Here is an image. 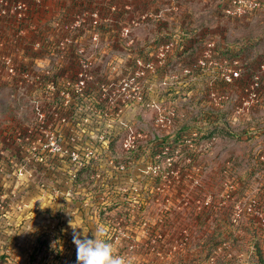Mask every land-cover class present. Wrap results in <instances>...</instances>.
Here are the masks:
<instances>
[{
	"label": "rangeland",
	"instance_id": "obj_1",
	"mask_svg": "<svg viewBox=\"0 0 264 264\" xmlns=\"http://www.w3.org/2000/svg\"><path fill=\"white\" fill-rule=\"evenodd\" d=\"M237 1L0 0V198L16 194L0 213V264L25 257L47 238L49 217L69 210L62 231L69 239L68 217L90 238L97 226H128L127 246L115 253L130 264H263L264 0H243L242 14L227 13ZM70 37L84 49L79 57ZM63 48L74 55L58 54ZM203 55L217 65L198 68ZM8 57L34 76L68 69L72 57L90 60L97 95L101 83L143 71L139 60L157 58L160 68L146 66L139 78L147 102L125 107L105 127L103 115L93 126L89 104L81 105L84 115L67 126L54 113L69 105L49 102L56 89L10 78ZM229 66L240 67L239 76L227 79ZM51 123L83 162L92 159L87 146L96 150L77 178L68 153L38 160L25 140L29 130L44 136Z\"/></svg>",
	"mask_w": 264,
	"mask_h": 264
},
{
	"label": "built area",
	"instance_id": "obj_2",
	"mask_svg": "<svg viewBox=\"0 0 264 264\" xmlns=\"http://www.w3.org/2000/svg\"><path fill=\"white\" fill-rule=\"evenodd\" d=\"M254 1V0H253ZM256 1V0H255ZM237 9H227V13H234V14H242L246 10V5L245 3L243 5V0L237 1ZM253 3V2H252ZM236 4V3H235ZM257 4V3H255ZM21 7V5H18ZM251 7L250 5H248ZM130 31L129 27H126L124 29V33H128ZM68 41H70L73 44V47L70 49H73L75 51V55L79 57V55H82V52L84 51L83 48L80 47V44L78 42V38L74 39L72 37L67 38ZM77 49L75 50V48ZM70 49H60L58 51V54L64 55V54H69L71 56L74 55V52ZM171 49L170 45L167 44V50ZM166 51L162 50L161 55L164 57L166 54ZM73 58V57H72ZM71 58V63L68 67V69H61L59 71H52L51 69H45V71H42L40 73H37L36 76H34L31 71H23L19 72V68L17 67L16 64L12 63L11 57L6 58V71L8 72V76L12 79L14 78H21L24 80V82H27V84L31 85H38L42 87H48L53 90H55L59 85L61 86V89L63 90L60 91V95L62 96L63 103L66 105H69V107L73 104L74 108L77 109V111L73 114L71 111L68 109L67 111L69 114H62L59 112H55V120H60L59 122L63 123V125H73L72 124V119H74L78 115V110L82 109L81 104L79 103L80 101V96L83 95L82 93L84 91L89 90L90 93L94 95L100 102L104 101L107 103V113L106 115V120L108 119H115L120 115V112L127 106L132 105L133 103H141V102H147V96L145 92V82L143 79L142 75H146L145 69L147 66V69L156 72L159 64L156 61L157 58L150 57L147 62L145 63L144 60H139L140 70L137 68L135 71H132L133 73L131 74L130 77L125 76L126 78H123L121 82L117 81H112L110 80L109 82H104L101 83L103 86V91L97 95L96 92L99 89L98 87L95 86L94 83L100 84L98 82V79L96 81V74L95 70H92L93 64L92 61L86 59H81L79 63L78 59H75V61ZM238 60H235L234 63L238 64ZM215 63V64H214ZM212 64L217 65L216 62L211 58L209 59L207 56L203 55L202 57L199 58V61L197 63L198 68H208L211 67ZM262 69L264 70V59L261 60V65ZM232 68L231 66H229ZM78 68V69H77ZM262 69L259 71L261 72ZM67 70V71H66ZM138 71V72H137ZM192 71L191 69H186V73H190ZM257 71L256 75L253 77L254 79L252 80V83L250 87L252 89H255L256 87L259 86V81H260V76ZM3 72L1 66H0V73ZM229 73L225 76V71H223L224 76L227 79H231L232 75L234 76H239L241 72V68H232L229 69ZM225 78V79H226ZM249 87V88H250ZM249 88H247L249 90ZM93 91V92H92ZM252 91H250L251 93ZM253 95H256V92H253ZM252 96V95H251ZM96 111V109H95ZM73 114V115H72ZM97 115V116H96ZM96 117H87L88 120L95 121L97 124V117H99L98 114H95ZM160 120H163V117H160ZM74 123V122H73ZM46 124V123H45ZM106 129V128H104ZM50 131L43 130V128L40 130L43 132L44 136H40L39 133H37L38 139L36 140L35 134L36 132L33 130H29L25 136V140L29 141L31 140V145L30 148L33 151V155L38 159V160H43L45 158L44 155L46 153L50 152H65L68 153L69 156L72 159V162L76 164V170L77 172L73 175L74 177H78V174L82 169L85 167L87 168L88 164L90 163V160L87 162L82 161V156L80 154L79 147H69L64 144L62 141V137L64 135L63 131H58L56 128H53V123L49 125ZM57 134H63L58 136ZM46 136V137H45ZM139 137H143V134L139 133ZM130 148H134L137 146V144H134L133 142L129 144ZM128 146V144L126 145ZM86 151L89 153V155L92 154V157H95V152L96 150L93 148L92 145H89L86 147ZM112 162V161H111ZM121 167H126V165H121ZM156 169H160V165L157 164L155 165ZM80 170V171H79ZM79 172V173H78ZM94 178L97 177L100 178L101 174L99 173L98 175H92ZM71 194V193H70ZM16 196V194L13 195V197ZM70 196V195H69ZM72 196V195H71ZM12 197V198H13ZM7 197H1L0 201V213H5V204L3 200H5V203H8V205L13 206V202L11 201L12 198H10L9 201L6 200ZM29 203L25 202L24 205H19L16 208H25V206H28ZM16 208H13V211H15ZM96 210V209H95ZM94 210V212H96ZM11 212V211H10ZM9 212V213H10ZM71 215H70V214ZM66 214H69L70 216H74L72 210H69ZM65 214V215H66ZM65 215L62 217H57L55 215L54 218L51 219L49 217L50 223L48 224V229L45 230V233L47 232L48 235V247L43 246V248L35 255L33 256L32 254L34 253V248L28 249L26 252L25 257H20L18 258L15 262L12 261V259H15L13 257H6L8 260V264H76L77 261V251H76V245L73 243L72 239H69L67 234L65 232H62L65 230L66 227H64L63 222L65 219ZM56 217V218H55ZM69 219L66 220L67 223H69V220L72 219L71 217H68ZM52 220V222H51ZM106 229V237L108 241H110L113 244L114 252H115V247L116 246H127L126 243V235L128 236L129 230L128 226L121 227L120 224H112V225H105L104 226ZM57 228V230H56ZM124 228L126 229V232L124 233ZM66 231V230H65ZM46 233V234H47ZM59 233V234H58ZM60 233L62 234V238L60 237ZM125 240V243H124ZM129 244V242H128ZM21 243H17V246H20ZM46 247V248H45ZM121 255H124L122 252Z\"/></svg>",
	"mask_w": 264,
	"mask_h": 264
},
{
	"label": "clouds",
	"instance_id": "obj_3",
	"mask_svg": "<svg viewBox=\"0 0 264 264\" xmlns=\"http://www.w3.org/2000/svg\"><path fill=\"white\" fill-rule=\"evenodd\" d=\"M73 220H69V225L72 228L73 243L76 245V264H130V261L126 260L123 255L116 254L113 244L104 238L106 237L105 228L97 226L90 230L94 237L90 238L89 231L73 226ZM77 229H83V231L80 232Z\"/></svg>",
	"mask_w": 264,
	"mask_h": 264
},
{
	"label": "trees",
	"instance_id": "obj_4",
	"mask_svg": "<svg viewBox=\"0 0 264 264\" xmlns=\"http://www.w3.org/2000/svg\"><path fill=\"white\" fill-rule=\"evenodd\" d=\"M160 68V67H159ZM31 71V73H33V69L31 68V66H26V67H23V66H21V67H19V72H23V71ZM37 87H41V86H38V85H36ZM61 91V86L59 85L57 88H56V93H54V94H56L57 96H55L54 95V97H52V99L49 101V102H52V103H57V105L58 104H60L61 103V100H62V98L60 97V94H59V92ZM55 92V91H54ZM93 92V91H92ZM174 92V91H173ZM83 95H81L80 96V101H79V103L81 104V105H88V110L90 109V114H87V115H89V117H96L95 116V114H100V115H103L104 116V127H105V121H106V113H107V108H108V106H107V103L106 102H104V101H99L96 97H94V95L92 94V93H90V91L89 90H87V91H84L83 93H82ZM62 102H63V100H62ZM74 107V105L72 104L71 106H70V111H71V113H75L76 112V109L75 108H71V107ZM63 108V107H62ZM95 109H96V111H95ZM63 110H64V108H63ZM55 112H59V113H62L61 111H59V110H57V111H55ZM65 112H67V114H69V112L68 111H65ZM72 114V115H73ZM82 115H84V113H81ZM81 114L80 113H78V115H77V117L78 118H81ZM98 114V115H99ZM76 117V118H77ZM75 119V118H74ZM80 120L81 119H76L75 121H74V123H76L77 121H79L80 122ZM97 122L99 121V119H98V117H97V120H96ZM95 121H91V124L94 126L95 124ZM71 132V131H70ZM68 133H69V131H68ZM67 133V134H68ZM166 138V137H165ZM164 138V139H165ZM110 146V145H109ZM139 146V145H138ZM94 148V147H93ZM133 151L135 152V150L133 149ZM94 157H92V159L90 160V163L88 164V166L89 167H92L93 165H94ZM127 165V164H126ZM88 166H87V168H88ZM40 245H36V247L34 246V253L32 254L33 256H35L42 248H43V246L45 245V246H47L48 247V239L45 237V239H41L40 240ZM46 248V247H45ZM259 256H260V258H261V262L264 264V257H263V254L261 253V250H259Z\"/></svg>",
	"mask_w": 264,
	"mask_h": 264
}]
</instances>
